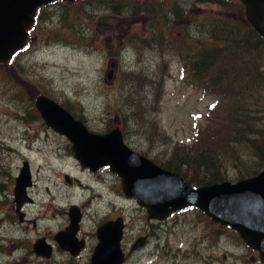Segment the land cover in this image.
Masks as SVG:
<instances>
[{
  "label": "rangeland",
  "instance_id": "1",
  "mask_svg": "<svg viewBox=\"0 0 264 264\" xmlns=\"http://www.w3.org/2000/svg\"><path fill=\"white\" fill-rule=\"evenodd\" d=\"M237 1L241 2L127 0L128 8L151 6L149 13L133 9L115 13L90 1L55 2L40 9L28 46L9 64L0 63V264H90L98 245L97 229L118 218L126 224V253L139 239L149 237L145 249L126 264H262L235 232L214 224L198 210L175 214L164 223L150 222L144 210L124 198L115 175L82 171L69 142L44 124L34 106L36 96L43 94L92 133L119 128L128 134L125 142L133 151L157 165L166 164L175 147L193 141L209 115L221 116L220 111L210 113L220 103L217 97L206 96L182 80L181 67L173 57L187 54L180 45H172V38L178 43L188 32L190 37H200L195 30L204 29L195 25L201 21L211 25L228 16L236 24L241 16L246 20L243 4L240 9L234 6ZM159 34H163L162 46L155 43ZM212 34L214 30L202 41L192 38L190 42L222 44ZM159 70L166 75L161 104L150 108L155 91L147 86L146 97L135 105L123 89L125 80L150 82L151 73ZM147 107L154 110L151 123L156 131L144 114ZM26 161L32 169L34 187L28 195L34 203L23 210L20 222L14 189ZM72 206L82 212L79 237L87 242L78 258L60 251L54 240L69 226ZM218 231L222 234L217 237ZM42 238L54 249L50 261L33 252Z\"/></svg>",
  "mask_w": 264,
  "mask_h": 264
},
{
  "label": "water",
  "instance_id": "2",
  "mask_svg": "<svg viewBox=\"0 0 264 264\" xmlns=\"http://www.w3.org/2000/svg\"><path fill=\"white\" fill-rule=\"evenodd\" d=\"M58 1L73 3L80 0H0V63L7 64L25 48L38 9ZM241 2L247 20L264 38V0ZM35 107L44 124L70 143L80 167L93 174L108 169L116 175L125 198L135 201L146 212L149 221L161 223L177 213L198 210L214 224L237 233L264 264V170L254 178L237 183L223 182L195 188L182 176L166 171L134 152L125 143L120 129L102 135L92 133L84 122L45 96L35 100ZM32 181L30 164L26 162L15 183L18 212L33 203L28 196ZM69 218V226L55 236V242L62 251L77 257L86 247V242L77 238L82 221L80 210L72 207ZM124 231L123 219L99 227L96 233L98 245L91 264H125L128 256L122 249ZM147 239H139L131 253L144 248ZM33 251L40 258L52 259L53 248L44 238L36 242Z\"/></svg>",
  "mask_w": 264,
  "mask_h": 264
},
{
  "label": "trees",
  "instance_id": "3",
  "mask_svg": "<svg viewBox=\"0 0 264 264\" xmlns=\"http://www.w3.org/2000/svg\"><path fill=\"white\" fill-rule=\"evenodd\" d=\"M85 1H90L93 6L107 7L115 13L129 12L131 9L134 12L149 13L153 9L146 4L128 8L130 3L127 0ZM218 1L198 0L199 3ZM234 6L242 8L241 2L238 1ZM241 19L243 21L237 24L229 16L228 19L213 21L211 25L210 22L201 21L195 25V29H204L195 30L200 37H190L188 32L187 38L179 39L178 43L172 38V45H180L182 51L187 54V57H173V62L181 67L182 80L190 87L196 86L195 89L204 95L215 96L220 101L210 113L216 115L215 111H220L221 116L209 115L204 126H198L191 143L175 147L172 159L165 162L166 164H159L166 171L182 176L195 188L223 182L237 183L254 178L264 170V38L257 34L244 17L241 16ZM212 30L215 34L214 40L218 38L222 44L206 46L203 43L190 42L192 38L202 41V37L210 34ZM162 36L163 34H159L155 39L159 46L163 45ZM231 39L233 41H230ZM199 45L203 47L196 48ZM147 47L153 48L155 45L148 44ZM151 59L152 56L149 60ZM151 76V83L148 79L140 80L146 81L140 84L138 81L125 80L123 89L136 105L140 103L137 99L146 97L145 87H154L152 91H155V94L151 95L155 99L150 103V108L154 109L163 99L166 75L159 70L153 71ZM138 78L130 77L132 80ZM151 109L147 107L144 114H148L146 118L151 128L156 131L155 125L151 123L154 112ZM124 136L127 139L128 134ZM221 234V231L216 233L217 237Z\"/></svg>",
  "mask_w": 264,
  "mask_h": 264
},
{
  "label": "flooded vegetation",
  "instance_id": "4",
  "mask_svg": "<svg viewBox=\"0 0 264 264\" xmlns=\"http://www.w3.org/2000/svg\"><path fill=\"white\" fill-rule=\"evenodd\" d=\"M101 173H99V174H97V175H100ZM15 183H16V181H15ZM15 190V189H14ZM14 202H15V198H14ZM15 205H16V203H15ZM26 208V207H25ZM24 208V209H25ZM23 209V210H24ZM16 215H17V217L19 218V221L20 222H22L23 221V218H24V214H23V211H22V213H21V211L20 212H18V208H17V205H16ZM146 237H148V236H146Z\"/></svg>",
  "mask_w": 264,
  "mask_h": 264
},
{
  "label": "bare ground",
  "instance_id": "5",
  "mask_svg": "<svg viewBox=\"0 0 264 264\" xmlns=\"http://www.w3.org/2000/svg\"><path fill=\"white\" fill-rule=\"evenodd\" d=\"M63 2H66V1H63ZM77 2V1H76ZM66 3H70V2H66ZM74 3V2H73ZM2 64V63H1Z\"/></svg>",
  "mask_w": 264,
  "mask_h": 264
}]
</instances>
